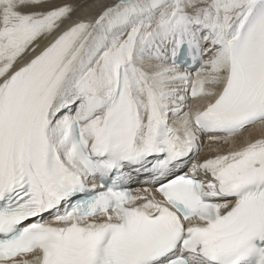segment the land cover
<instances>
[{"label": "snow or ice", "instance_id": "obj_1", "mask_svg": "<svg viewBox=\"0 0 264 264\" xmlns=\"http://www.w3.org/2000/svg\"><path fill=\"white\" fill-rule=\"evenodd\" d=\"M84 4L0 0V264H264V0Z\"/></svg>", "mask_w": 264, "mask_h": 264}, {"label": "bare ground", "instance_id": "obj_2", "mask_svg": "<svg viewBox=\"0 0 264 264\" xmlns=\"http://www.w3.org/2000/svg\"><path fill=\"white\" fill-rule=\"evenodd\" d=\"M88 0H85V4L84 6H82L81 8H79L76 13H74V19L78 18V17H83V18H94L95 15L97 14V9L99 8L98 5L100 4H108V3H112L113 0H92L91 2H86ZM56 2H60V0H56ZM67 23V22H66ZM55 35V34H54ZM53 37H49L47 40H41L38 43L40 44V48L36 49V53H33V55L38 54V52L44 47L46 46V44L48 42H50V40ZM30 56H26L25 59H29ZM258 134V133H257ZM207 141H205V148L202 149L199 158L203 159L205 158L206 154H207Z\"/></svg>", "mask_w": 264, "mask_h": 264}, {"label": "rangeland", "instance_id": "obj_3", "mask_svg": "<svg viewBox=\"0 0 264 264\" xmlns=\"http://www.w3.org/2000/svg\"><path fill=\"white\" fill-rule=\"evenodd\" d=\"M92 0H88V1H86V2H91Z\"/></svg>", "mask_w": 264, "mask_h": 264}]
</instances>
